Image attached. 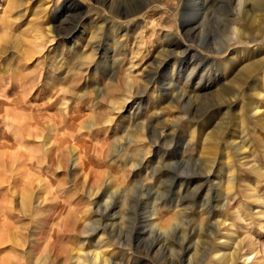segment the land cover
Masks as SVG:
<instances>
[{"label": "rangeland", "instance_id": "1", "mask_svg": "<svg viewBox=\"0 0 264 264\" xmlns=\"http://www.w3.org/2000/svg\"><path fill=\"white\" fill-rule=\"evenodd\" d=\"M6 1L0 0V7ZM24 1L23 7L8 15L0 10V20L4 18L0 21V191L7 192L0 198V264L17 262L15 257L21 258L26 249L33 259L48 254L61 260L83 258L100 252L103 259L115 264H188L189 260L190 264H219L211 254L217 247L229 251L238 247V257L231 264H264V233L257 227L264 202V179L257 172L264 173V121L252 119L246 109L256 101L247 90L238 97L239 105L230 117L238 116L239 122L243 116L248 129L240 133L235 124L230 133L242 140V158L257 169L240 167L238 154L230 152L228 160L219 161L223 170L216 164L213 174L195 185L189 180V159L199 157V141L196 148L189 149L191 128L187 120H177L191 112L187 103L178 107L177 97L169 104L172 91L163 86H173L175 96L193 89L203 94L207 85L200 78L205 81L208 74H217L215 67L206 72L201 61L190 81L185 79L192 65L200 62L203 47H216L229 35L221 18L226 9H218L220 0H196L199 11L184 31L175 14L186 0H168L171 9L162 4L165 0H155L158 2L152 6L156 8L145 19L147 26L123 19L124 31L109 21L113 16L89 0ZM148 1L113 0L123 14L139 11ZM205 14L209 17L206 22ZM74 23L78 30L67 38ZM185 34L188 37L183 38ZM92 35H97L94 44L86 46ZM257 49L256 56L264 54V44ZM164 51L171 56L157 70L162 60L158 55ZM235 57L238 65L243 63ZM149 78L154 81L140 97L132 95L137 87L125 92L127 81L138 85ZM252 78L264 90V69ZM210 101L203 102L199 111L215 104V99ZM258 108L264 113V99ZM217 118L227 116L222 113ZM175 122L177 128L159 145L150 142L147 132L134 131L135 125L144 124L151 131L162 132ZM131 134L134 140L128 143ZM229 142L231 138L222 145L223 150ZM117 146L123 147L124 158L113 163L111 155ZM137 163L140 167L133 169ZM231 164L237 202L230 208L236 209V216L221 211L223 200L217 191L220 185L225 194ZM135 188L136 194L132 192ZM88 191L98 192V197ZM105 201L116 204L101 221L114 225V240L103 232L81 235V226L95 218V203L103 211ZM217 218L226 220V227L219 241H212L201 225ZM174 223L181 225L178 230L159 239L157 233L148 231L157 228L154 225L165 229ZM24 234L29 236L24 248L8 239H22ZM116 239L132 245L134 253L123 246L118 249ZM184 244L196 250L185 256L172 254V249L178 251Z\"/></svg>", "mask_w": 264, "mask_h": 264}, {"label": "bare ground", "instance_id": "2", "mask_svg": "<svg viewBox=\"0 0 264 264\" xmlns=\"http://www.w3.org/2000/svg\"><path fill=\"white\" fill-rule=\"evenodd\" d=\"M89 1L93 4V6L100 8V10H105L110 16H113V17L108 18L109 21L115 22L114 25L115 26L117 25L118 29L121 28L123 31L125 30V27L122 24L125 21L123 19H128V18H129V21H127V23H130V24L132 23V25H134L135 22H136L135 25L143 23V27H146L147 22L145 21V19H147V14L149 12H151V10L156 8V6H154V5L152 6V4H154L155 2H158L155 0H152V1L150 0V1L146 2L144 4V6H142V8L139 11L123 14L120 11H118L116 9V7H114L115 3L113 2V0H89ZM24 2H25L24 0H7L6 6L0 7L1 14H3V15L4 14H6V15L10 14L12 10L19 9V8L23 7ZM176 3H177V1H176ZM183 3H184V5L182 6V8L180 7L181 8L180 13L178 15L175 14V16L177 17L176 18L177 21H179V27H180L181 31H184L190 27L191 22L196 18L197 12L199 11L198 10V3L196 2V0H186ZM162 4L165 5L167 8L171 9L170 5H172V3L169 2L168 0H165V2ZM78 5L80 6V4L77 3V6ZM172 7H173V5H172ZM218 9L220 11H223L226 9L224 14L221 15V18H223L222 21L225 23V26H226V29H227L229 35L223 43L217 44L216 47H212L211 45L204 46L203 47V54H201L199 56L200 62L197 65H194V64L192 65L191 70L189 69L191 71V73L189 75H187V77L185 78L187 82L190 81L191 76L195 72L196 68L199 66H202L201 61L204 63V65L206 67V72L210 71L211 69H213L215 67L216 71H214V72H216L217 74H215V75L213 73L211 75L208 74L206 77V80H205L206 82L202 78H200V83H205V85H207V86H204L203 94L202 93L199 94L198 91H195V89H193L191 92L189 90H187L190 93H187V95L185 94L186 96L184 94L175 96L173 94V92L175 91L173 86L163 85L164 88L170 89V91H172V93H171L172 98L170 99L172 102H169V104H172L173 99L175 97H177L176 98V100H177L176 104L178 105V107H181L183 102L187 103V106L191 112L189 115L182 116V117L178 118L177 120H181V121L187 120V122L191 128V133H190L189 141L187 144L189 149L196 148L197 141H199V145H200L199 157L197 158V160H194V158L192 156L189 159V167H190V171L188 173L189 174V180L191 181L192 184H195V185L201 183L204 179H206L207 177H209L210 175L213 174L212 169L216 166V164H220L219 161L221 158L222 159L225 158L228 160V158H230V156H229L230 152H234L235 154H238V161L237 162L239 163L240 167H242L246 170L257 169L256 165L255 166L252 165V162L251 163L247 162L248 160L246 159V157L242 158V155L245 151L244 143L242 142V140H236L234 138V135H236V134L230 133L231 128L235 124H236V130L235 131H241L240 133H244L248 129L247 120L245 118L243 119V116L239 122H237V120L239 118L238 116L237 117H230L231 113L233 112V109L239 105L238 97L241 94H243V92L245 90H247L249 92L250 95L249 94L248 95L250 96L251 99H253V102L256 101L254 103L250 102V104H248V106L246 107V109L249 112L250 117L252 119H256V120L263 119V121H264V113H261L260 109L258 108V102H260L264 99V90H263V88H259L258 85H256L257 82L256 81L253 82L254 80L252 78L253 75H255V73H257V75H258V72L261 69L262 70L264 69V54L261 53L258 56L255 55V54L259 53V50L257 49L258 45L264 44V0H220ZM165 10H167V9H165ZM142 11H145V12L141 13ZM178 11H179V9H178ZM205 17H206V14H205ZM208 18L209 17L205 18V22L208 20ZM3 20H4V18H3ZM3 20L1 19L0 21H3ZM65 22H69V20H67ZM104 22H106V21H104ZM77 23L76 24L74 23V25L71 26V28L68 31V34L65 35L67 38H69V37L71 38V35L73 33L77 32V30H78ZM185 23H187V25H185ZM195 23H196V21H195ZM258 23H260L261 26H259ZM93 35H94V33H93ZM95 36L97 37V35H95ZM96 37H94V36L91 37L90 40L86 42V46L87 45L88 46L93 45L94 44L93 40H95ZM169 37L170 36H167V39ZM184 37L186 38L188 36L185 34V35H183V38ZM176 43L178 44V42H176ZM189 47H193V46L190 45ZM92 50H95V48L92 47ZM185 50H187V49H185ZM166 54L167 53H165V51H164V53L162 52L158 55L157 59H162V60L158 61L159 65L157 66V68H158L157 70H159V68L162 67L164 61L167 58H169V56H171V54H168V55H166ZM235 55L239 56V58L243 60V63L238 65V61L236 60ZM218 58H223V60H225V61L218 62ZM229 70H232V72H231L232 74H231V76L227 77ZM254 77H256V76H254ZM153 79L154 78H149L148 80L142 81L141 84H138V85H135L132 81L129 80L126 83H124L125 92L131 93L135 90V87H137L138 90H135L133 92L135 94H132V95H134L136 97H140L146 91V89L152 85V83L154 81ZM242 79H244V80H242ZM237 82H241V83L237 84ZM214 99H215V104L208 105L207 107L202 109V111L201 110L199 111L200 107L203 106V102L208 103V102H211L210 100H214ZM111 102L112 101H110L109 103H111ZM222 113L226 114L228 119L227 118L218 119L217 116L221 115ZM260 116H261V118H260ZM176 126L177 125L175 122L171 126H165L164 131L158 132L157 130L151 131V128L144 125V124H142V126H140V124H137L134 126V131L145 132V133L147 132V134L148 135L150 134L152 139H154V140H152L150 138L151 139L150 142L153 145H159L160 140L165 139L170 134H172V132L174 131V127H176ZM163 132H165V133H163ZM230 138H231V142H229V144L227 145L225 150H223L222 145H224L226 143V140L230 139ZM130 139L134 140V134L129 135L128 143H130ZM118 148L121 150H118ZM122 149H123V147L120 148L118 146H117V148L113 149L112 155H111V159H112L113 163H116L119 160L121 162L122 158H124ZM140 165L141 164L137 163V164L133 165L132 167L134 169V168L140 167ZM220 165H221L220 170H223L224 166L222 165V163ZM228 170H230V174H228V176H227V180H228L227 186L228 187L224 189L225 194H223V192H221L222 187L220 185H217V191L219 193V197L222 198V200H223L222 204L220 205V209H221V211H228L232 215L234 214L236 216V215H238L236 209L230 208V206H232L233 204H235L237 202V196L232 193L233 184L235 181V172L233 170L232 164L229 165ZM197 171H200V172H197ZM257 172H259V178L264 179V173L261 172V170L258 171V169H257ZM1 183H3V182H0V184ZM109 184H110V182H108V184H107L108 189H109ZM201 184H200V186H201ZM196 188L198 189V187H196ZM137 191H138V189L135 188L132 192H134L136 194ZM114 192L115 191H113L112 193H114ZM126 192H128V191H126ZM6 193H3L1 190L0 191V198L3 199ZM8 193H9V191H8ZM139 193H141V192L139 191ZM90 194L92 195L93 198L98 197V192L88 191V195H90ZM121 195H123V194H121ZM216 195H218V194H216ZM207 199H209V198H207ZM108 200H110V197ZM123 200H124V198L122 199V202H123ZM130 200H132V199H130ZM219 201H221V200H219ZM4 203H5V200L3 201V204ZM11 204H12V201H11ZM123 205L125 206V202L121 206H123ZM115 206H116L115 203L106 202L105 205L103 206V208H104L103 211H100L101 209L95 203V209H96L95 210V214H96L95 218H94V220H91L88 223L81 226V230H82L81 235H83V236L88 235V236L92 237L93 235H95L99 232H103L105 234H108L111 237V239L114 240V238L111 235L114 225H112V224L103 225L101 221H103L102 219L104 218V216H106L107 213H110L111 210ZM216 206H218V205H216ZM261 210H263V212H261V214L259 215L257 227H258L259 231L264 233V202H263V205L261 206ZM29 214L32 215L33 210ZM107 216H111V215H107ZM207 217H208V219L211 218L210 212H209ZM237 217H239V216H237ZM180 218H181V216H180ZM225 221L217 218V220L214 219L211 223H208V224L205 223L207 225H204V223H203V225H201V230L207 231L208 237L212 241H216V240L219 241V236L221 235V231L224 227H226ZM154 226L157 228L150 227V228H148V231L151 235H153L154 233H157V234H155V236H157V238L159 239V236L160 237L168 236L169 232H170V234H173L172 232H175L176 230H178L177 228L181 225H179L178 223H174L165 229L163 227H159L156 225H154ZM183 231H184V229H181V232H183ZM13 233L14 232H12V234ZM196 233H197V231H196ZM8 234H10V232H8ZM14 235H16V234H14ZM231 235H232V233H231ZM201 236H203V235H201ZM28 237L29 236L26 237V235L24 234V237L22 239H17L16 236H15V238L13 236H8V239L15 247H21L22 246L24 248L26 246V240H28ZM251 239L252 238H250L248 241L251 242ZM118 240H120V239H116V241H115V245L118 247V249H121V247L123 246V248L128 249V251H131V252L134 251L132 245L131 246L125 245V244H123V242L118 241ZM183 240H185L184 237H183ZM198 241H201V239ZM98 242H99V244L103 243V240L99 239ZM251 244L252 243H249V248H250ZM186 246H187V244L182 245L181 247H179L178 251L172 249L171 250L172 254H174L176 256H178L179 254H182L185 256L186 254H189L190 252L194 251V249L196 250V248H194L193 246H188V247H186ZM236 248L238 249V247H236ZM237 249L229 251L230 249H224V248H220V247L212 248V250H211L212 259L214 262L219 263V264H231L233 258L237 254ZM254 250H257L256 247L254 249H251L250 252H253ZM254 255H257V254H254ZM254 257H256V256H254ZM15 260H17V262L18 261L19 262L17 263V262H11L10 261V262H8V264H12V263H16V264H115L113 261H108L106 259H103L101 257L100 252H92V253L85 254V257H83V258H81L80 256L79 257L74 256L72 258H66V259L61 260L60 256H58V255L48 254L43 258L37 257V258L33 259L31 257V255L27 252V249H26V251L23 250V252L21 254V258L15 257ZM188 264H190V260H189Z\"/></svg>", "mask_w": 264, "mask_h": 264}]
</instances>
